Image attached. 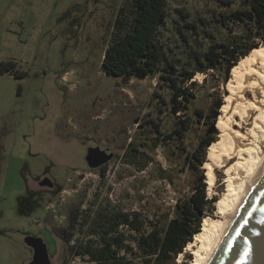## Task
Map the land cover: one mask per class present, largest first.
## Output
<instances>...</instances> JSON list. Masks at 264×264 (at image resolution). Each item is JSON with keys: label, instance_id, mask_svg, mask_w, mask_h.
Returning a JSON list of instances; mask_svg holds the SVG:
<instances>
[{"label": "rangeland", "instance_id": "obj_1", "mask_svg": "<svg viewBox=\"0 0 264 264\" xmlns=\"http://www.w3.org/2000/svg\"><path fill=\"white\" fill-rule=\"evenodd\" d=\"M168 1V30L162 27L161 34L171 44L177 36L173 29L177 20L183 23L217 7L215 0ZM132 6L133 0H0V63L15 61L18 69L27 72L24 77L0 73V264H29L34 255L25 244V233H41L51 245L54 239V264H95L74 255V246L88 239L84 217L97 193L125 211L140 210L149 220L158 218L163 224L172 217L180 193L149 175L152 164L138 172L123 164L121 156L130 141L140 143L142 131L147 133L139 129L145 119L154 118L163 133L169 131L174 120L161 97L170 103L173 96L158 86V76L112 75L103 68L107 46L131 24ZM180 9L190 16L183 17ZM207 79L210 75L197 73L191 81L197 82L196 106L205 107L206 121L215 123L202 128L194 119L186 141L177 140L183 157L182 149L196 147L205 131L220 138L217 123L229 82L218 75ZM177 115L181 118L184 113ZM149 137L148 155L167 166L163 135L151 132ZM92 146L114 151L106 171L88 166L86 151ZM45 172L57 182V191L44 192L38 205L24 211L21 201L28 186L38 189L35 179ZM225 180L224 168H219L211 188L207 182L209 198L217 201L206 217L219 214ZM139 187L140 199L129 197ZM77 207L81 211L64 240L61 230L68 228L69 213ZM118 231L135 236L125 226ZM126 245L136 247L129 240ZM186 247L177 257L182 264L191 263L189 255L193 258Z\"/></svg>", "mask_w": 264, "mask_h": 264}, {"label": "trees", "instance_id": "obj_2", "mask_svg": "<svg viewBox=\"0 0 264 264\" xmlns=\"http://www.w3.org/2000/svg\"><path fill=\"white\" fill-rule=\"evenodd\" d=\"M215 4L217 7L209 13H199L183 23L177 20L173 27L177 36L171 44L165 43L161 34L169 19V1L133 0L129 28L107 46L103 58L107 74L158 76V86L169 89L173 96L170 103L161 97L163 104L169 106L168 116L174 120L169 131L163 133L156 119H145L139 123V129L144 128L147 133L142 131L140 143L127 144L121 160L138 172L152 164L149 175L166 181L180 195L172 217L162 224L161 219L149 220L140 210L125 211L108 197L100 199L97 193L84 217L88 239L79 240L74 255L88 257L95 264H176L178 255L200 232L206 213L215 210L217 198L208 196L206 169L202 166L208 147L217 139L205 131L196 147L182 149L184 157L177 151V140L186 141L194 119L202 128L215 123L214 119L206 121L209 115L205 114V107L196 106L198 97L193 87L197 82L191 80L197 73H205L210 75L207 82L214 75L229 82L232 69L264 42V0H215ZM179 11L183 17L190 16L183 9ZM4 72L15 77L27 75L16 67L15 61L1 62L0 73ZM182 112L184 115L177 118ZM149 124L150 128H146ZM151 132L163 135L167 166L146 151ZM107 167L105 164L101 171ZM186 169L187 175L182 178L181 172ZM141 192L139 187L129 197L140 199ZM121 226L130 228L135 236L118 231ZM128 240L135 243L134 250L126 245ZM188 258L192 259V255Z\"/></svg>", "mask_w": 264, "mask_h": 264}, {"label": "bare ground", "instance_id": "obj_3", "mask_svg": "<svg viewBox=\"0 0 264 264\" xmlns=\"http://www.w3.org/2000/svg\"><path fill=\"white\" fill-rule=\"evenodd\" d=\"M228 85L217 123L220 138L209 147L204 163L209 188L216 169L224 168L227 189L218 203L219 214L205 217L186 247L193 254L190 264H207L264 167V45L232 69Z\"/></svg>", "mask_w": 264, "mask_h": 264}, {"label": "water", "instance_id": "obj_4", "mask_svg": "<svg viewBox=\"0 0 264 264\" xmlns=\"http://www.w3.org/2000/svg\"><path fill=\"white\" fill-rule=\"evenodd\" d=\"M113 157L112 149L92 146L88 148L86 160L90 168L97 169ZM40 183L54 186L50 177ZM25 242L35 252L29 264H52L43 238L28 235ZM207 264H264V167Z\"/></svg>", "mask_w": 264, "mask_h": 264}, {"label": "flooded vegetation", "instance_id": "obj_5", "mask_svg": "<svg viewBox=\"0 0 264 264\" xmlns=\"http://www.w3.org/2000/svg\"><path fill=\"white\" fill-rule=\"evenodd\" d=\"M102 149H105V148H109L107 146H104V147H101ZM87 152H88V149L86 151V155H87ZM114 152V151H113ZM114 157H115V154H114ZM87 161V160H86ZM110 162V161H109ZM108 162V163H109ZM88 163V162H87ZM106 163V164H108ZM89 166V165H88ZM104 166V165H103ZM46 177H50L53 181H54V186H48V185H41V181L44 180ZM36 183L38 184V189H32L30 188V186H28L27 188V196H25L24 198H22V201H21V208L24 210V211H30L32 210L36 205H38L41 201V199L44 197L43 196V193L44 192H48L50 193L51 195L54 194L56 191H57V187H58V184L57 182L55 181V179L48 173V172H45L43 173L41 176H38L36 179ZM81 211L78 207H77V210L74 212V211H71L69 213V226L68 228L66 229H62V237L63 239L66 237L67 233L68 232H72L70 230H73L74 226H75V222H76V218H77V214L78 212ZM52 232V231H51ZM67 232V233H66ZM28 235H33V236H36V237H40V238H43V240L45 241V243L47 244V249H48V254H49V258L52 262V264H54L53 262V257H52V254L53 252L55 251V248L57 247L54 239H53V235L51 236V238L53 239V243L52 245L47 243V240L46 238L40 233V234H32V233H25L24 235V238H26V236ZM65 240V239H64ZM26 244V242H25ZM27 245V244H26ZM28 246V245H27ZM30 247V249L32 250L33 252V255H34V249L31 247V246H28ZM51 248L53 249V251L51 250ZM32 255V256H33ZM33 259V257H32ZM31 259V260H32ZM31 262V261H30ZM29 262V263H30Z\"/></svg>", "mask_w": 264, "mask_h": 264}, {"label": "built area", "instance_id": "obj_6", "mask_svg": "<svg viewBox=\"0 0 264 264\" xmlns=\"http://www.w3.org/2000/svg\"><path fill=\"white\" fill-rule=\"evenodd\" d=\"M181 254V253H180ZM179 254V255H180ZM176 264H182V260H179V259H177V263Z\"/></svg>", "mask_w": 264, "mask_h": 264}]
</instances>
